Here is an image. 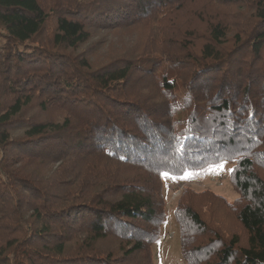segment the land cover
<instances>
[{
    "label": "trees",
    "instance_id": "16d2710c",
    "mask_svg": "<svg viewBox=\"0 0 264 264\" xmlns=\"http://www.w3.org/2000/svg\"><path fill=\"white\" fill-rule=\"evenodd\" d=\"M233 160L237 199L177 202L184 264H264V0H0V264H154L161 173Z\"/></svg>",
    "mask_w": 264,
    "mask_h": 264
},
{
    "label": "rangeland",
    "instance_id": "374dc122",
    "mask_svg": "<svg viewBox=\"0 0 264 264\" xmlns=\"http://www.w3.org/2000/svg\"><path fill=\"white\" fill-rule=\"evenodd\" d=\"M243 7L235 6L234 10H242ZM142 37L141 30L128 28L126 30L100 31L93 32L89 42L91 50H94L100 60L105 55L123 48H132ZM223 164V168L216 167ZM233 161H222L218 164L209 165L196 171H187L178 176H162V188L165 199L166 219L161 226V235L152 246L154 264H184L181 256L178 227L174 219V210L177 202L185 190L194 194L212 192L222 196L228 202H233L239 194L235 190L230 173L234 166ZM214 213L217 217L222 214L219 206Z\"/></svg>",
    "mask_w": 264,
    "mask_h": 264
},
{
    "label": "snow or ice",
    "instance_id": "6c2138e0",
    "mask_svg": "<svg viewBox=\"0 0 264 264\" xmlns=\"http://www.w3.org/2000/svg\"><path fill=\"white\" fill-rule=\"evenodd\" d=\"M216 167L223 168V164L221 163L220 165H217ZM162 176L167 177L169 174L168 173H161Z\"/></svg>",
    "mask_w": 264,
    "mask_h": 264
}]
</instances>
